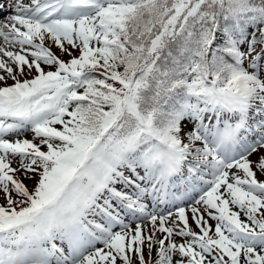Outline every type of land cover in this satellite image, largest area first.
<instances>
[{"label": "snow or ice", "instance_id": "snow-or-ice-1", "mask_svg": "<svg viewBox=\"0 0 264 264\" xmlns=\"http://www.w3.org/2000/svg\"><path fill=\"white\" fill-rule=\"evenodd\" d=\"M0 17V264H264V0Z\"/></svg>", "mask_w": 264, "mask_h": 264}, {"label": "rangeland", "instance_id": "rangeland-1", "mask_svg": "<svg viewBox=\"0 0 264 264\" xmlns=\"http://www.w3.org/2000/svg\"><path fill=\"white\" fill-rule=\"evenodd\" d=\"M45 47H48L54 54H56V55H60L59 54V49L57 48V47H55L52 43H51V41H48V42H46L45 43ZM74 53H76L77 55H79V52H78V50H76V51H73ZM63 56V55H62ZM59 58V57H58ZM60 59V58H59ZM43 66V65H42ZM22 138H28V139H31V135L30 134H26L25 135V137H22ZM251 159H253V160H255L256 159V157L255 156H253V157H251ZM210 220V219H209ZM99 247V246H98Z\"/></svg>", "mask_w": 264, "mask_h": 264}]
</instances>
